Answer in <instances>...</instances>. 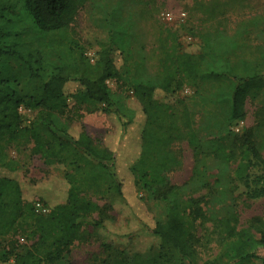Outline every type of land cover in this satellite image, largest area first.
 Returning <instances> with one entry per match:
<instances>
[{
    "label": "trees",
    "instance_id": "1",
    "mask_svg": "<svg viewBox=\"0 0 264 264\" xmlns=\"http://www.w3.org/2000/svg\"><path fill=\"white\" fill-rule=\"evenodd\" d=\"M88 1L0 0V164L16 169L9 150L26 145L45 164L74 170L67 175L72 186L66 202L47 214L24 199L16 179L0 177V237L34 238L25 251L0 244V258L14 257L13 264H76L69 254L89 239L86 216L98 212L92 221L98 226L109 207L89 190L122 197L129 182L166 203L165 220L155 219L153 227L160 249L151 257L129 256L104 242L81 264H254L258 246H264V217L243 225L240 205L264 197V106L255 110L252 125L242 131L233 125L247 117L248 101L262 93L264 69L251 65L242 72L226 57L212 63L207 53L173 49L157 74L138 52L134 72L125 77L112 54L114 46L123 54L127 50L121 3L110 12L111 43L95 62L69 35ZM241 31L250 34L245 26ZM218 45L225 54L235 50L232 37ZM110 79L131 85L139 110L111 89ZM21 81L33 90L29 99L18 88ZM189 83L209 86L211 92L199 98L201 106L211 105L206 114L170 93ZM22 105L37 111L28 123ZM83 109L118 117L127 132L116 149L93 138L83 124L76 130ZM133 124L135 131H128ZM183 143L193 165L189 177L176 182L173 175L184 166Z\"/></svg>",
    "mask_w": 264,
    "mask_h": 264
},
{
    "label": "rangeland",
    "instance_id": "2",
    "mask_svg": "<svg viewBox=\"0 0 264 264\" xmlns=\"http://www.w3.org/2000/svg\"><path fill=\"white\" fill-rule=\"evenodd\" d=\"M118 3L123 5L119 24L126 34L127 50L123 54L120 48L114 46L112 54L125 77H130L134 72L138 52L145 55L143 62L150 73L157 74L163 70L166 53L173 49L195 54L207 53L212 63L223 56L242 72L251 65H259L264 69V0H89L82 8L77 22L69 30V35L76 38L92 62L111 43L110 12ZM165 12H171L174 18L168 20L164 17ZM180 13L185 15L181 16ZM244 26L250 32L248 36H244L241 31ZM225 37H232L235 44L232 46L235 50L228 54L218 45L220 40L225 42ZM108 83L113 91L124 96L126 103L139 110L140 103L130 84L118 83L114 79L108 80ZM18 88L29 99L33 92L30 85L21 81ZM80 89L84 87L81 86ZM210 92L208 85L190 83L178 91H170L176 97H185L191 105H196L195 109L201 115H204L203 112L206 114L211 105L201 106L200 95ZM157 97L162 98L164 95L157 92ZM172 98L169 95L167 99ZM260 106H264V89L257 99L248 101L247 117L236 121L234 130L242 131L252 125L255 121V110ZM20 111L27 123L37 115L36 110L25 105L21 106ZM81 112L82 118L74 123L76 130L79 131L83 124L93 138L116 149L118 140L124 139L127 132L122 131L118 117L115 114L88 112L85 109ZM201 122L206 125L207 121ZM133 127V130L128 131H135L136 124ZM130 135L131 132V139ZM124 144H121L123 149ZM182 149L184 166L174 173L173 179L176 182L187 179L193 165L191 149L185 143ZM9 156L17 161V168L10 169L0 164V177L16 179L26 201L34 206L40 200L50 209L66 202L72 186L67 175L74 173L72 168L63 163L45 164L43 158L31 153L26 145L11 148ZM230 172L235 176L234 170ZM89 191L94 192L93 197L100 204H107L109 207L103 222L98 226L92 224L98 218V212L86 216L83 228L86 229L89 239L72 247L69 256L74 263H84L92 252L100 250V245L104 242L123 249L129 256L141 253L151 257L160 249L161 237L154 233L153 227L155 219L166 218L167 208L164 201L150 197L146 190L136 188L129 182L124 184L122 197L111 190L98 192L95 187ZM240 212L243 225L253 216L264 217V197L241 204ZM33 239L26 234H19L14 238L7 235L0 237V244L25 251ZM257 255L254 264H264V246H258ZM0 262L13 264L14 257L9 260L1 257Z\"/></svg>",
    "mask_w": 264,
    "mask_h": 264
},
{
    "label": "built area",
    "instance_id": "3",
    "mask_svg": "<svg viewBox=\"0 0 264 264\" xmlns=\"http://www.w3.org/2000/svg\"><path fill=\"white\" fill-rule=\"evenodd\" d=\"M181 16L185 15V13H180ZM164 17L168 20H172L174 18V15L171 12H165ZM35 211L37 213L47 214L50 212V207L45 204L44 202L38 200L34 203Z\"/></svg>",
    "mask_w": 264,
    "mask_h": 264
}]
</instances>
